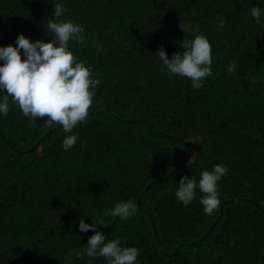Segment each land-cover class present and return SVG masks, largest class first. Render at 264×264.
I'll list each match as a JSON object with an SVG mask.
<instances>
[{
  "label": "trees",
  "instance_id": "obj_1",
  "mask_svg": "<svg viewBox=\"0 0 264 264\" xmlns=\"http://www.w3.org/2000/svg\"><path fill=\"white\" fill-rule=\"evenodd\" d=\"M63 4L64 18L85 29L72 52L99 83L67 152L62 126L25 117L9 97L0 116V264H107L84 254L93 231L80 233V218L139 248L137 264H264V27L250 14L264 2ZM52 9L49 0H0V46L14 45L18 33L50 40ZM186 23L211 45L212 74L200 89L165 72L156 53L161 45L169 56L182 51L194 35L182 32ZM50 130L29 153L10 146L27 150ZM217 163L228 166L217 182L221 212V203L203 212L199 189L182 204L180 177L198 181ZM129 199L133 216L108 214Z\"/></svg>",
  "mask_w": 264,
  "mask_h": 264
},
{
  "label": "clouds",
  "instance_id": "obj_2",
  "mask_svg": "<svg viewBox=\"0 0 264 264\" xmlns=\"http://www.w3.org/2000/svg\"><path fill=\"white\" fill-rule=\"evenodd\" d=\"M49 2L53 5L52 18L46 24L47 31L52 34L50 40H32L18 33L14 45L9 43L0 46V116L9 113L11 97L12 103L18 106L25 117L32 120L44 118L62 126L67 135L61 140V149L67 152L79 139L72 130L86 119L93 107L95 88L99 81L93 77L92 65L78 60L70 47V41L84 42L83 25L64 18L67 9L63 0ZM250 14L256 24L264 27V8L254 6ZM224 24V18H219L217 27L222 28ZM180 28L183 33L194 34L191 40L181 42L183 50L169 56L161 45L156 53L165 72L189 78L192 87L200 89L205 78L212 74L211 45L208 38L199 34L191 23L180 25ZM227 171L226 164L217 163L211 170H201L198 181L182 175L175 191L176 198L187 206L199 189L203 212L211 215L221 203L217 182ZM136 210L133 200H121L115 202L108 214L125 220L133 216ZM98 225L106 224L87 223L83 218L79 219L80 233L93 231L85 243L87 247L84 254L89 258L103 257L107 264H137L140 249L122 246L118 237L109 239L98 229ZM80 255L77 253L76 257Z\"/></svg>",
  "mask_w": 264,
  "mask_h": 264
},
{
  "label": "water",
  "instance_id": "obj_3",
  "mask_svg": "<svg viewBox=\"0 0 264 264\" xmlns=\"http://www.w3.org/2000/svg\"><path fill=\"white\" fill-rule=\"evenodd\" d=\"M57 127H60V126H57ZM57 127H55V128H57ZM55 128H54V129H55ZM54 129H53V130H54ZM51 131H52V130H50V131H48L47 133H45L41 138H39V139L37 140V142H36L32 147L28 148L27 150L20 151V150L16 149L13 145L10 144V146H11V148H12L15 152H17V153H21V154L29 153L30 151H32L33 149H35L36 147H38L39 143L42 142L46 137H48V135L50 134ZM5 141L8 142L6 139H5ZM173 170H175V168H174ZM170 174H171V172L169 173V175H170ZM159 181H160V180H159ZM148 185H149V184H148ZM148 185H147V186H148ZM240 199H245V198H240ZM138 202H139V199H138ZM222 206H223V204L221 203V204H220V212H221ZM218 217H219V216H218ZM218 217L215 219L214 222L217 221ZM151 224H152V223H151ZM152 229H153V231L155 232L154 225H152Z\"/></svg>",
  "mask_w": 264,
  "mask_h": 264
}]
</instances>
